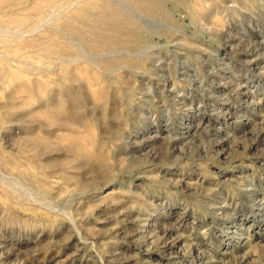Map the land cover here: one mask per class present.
<instances>
[{"label":"rangeland","instance_id":"obj_1","mask_svg":"<svg viewBox=\"0 0 264 264\" xmlns=\"http://www.w3.org/2000/svg\"><path fill=\"white\" fill-rule=\"evenodd\" d=\"M107 1L0 0V264H264V0Z\"/></svg>","mask_w":264,"mask_h":264},{"label":"bare ground","instance_id":"obj_2","mask_svg":"<svg viewBox=\"0 0 264 264\" xmlns=\"http://www.w3.org/2000/svg\"><path fill=\"white\" fill-rule=\"evenodd\" d=\"M141 4L143 3V1L145 2V0H138ZM100 2H101V6L102 7H106V8H109V9H112L113 10V14H115V15H121V11L120 10H118V8L116 9V8H114V6H117V4L116 3H113V2H110V1H107V0H100ZM98 5H100V4H98ZM120 17V16H119ZM122 17H123V19H124V21H127V22H129V23H131V24H133L134 26H136L137 28H140V29H143V30H146L145 29V25H144V21L141 19L142 17H145L146 18V16H143L142 14H139L137 17L136 16H123L122 15ZM144 19V18H143ZM7 25V24H6ZM122 53H119V52H111V53H106V54H103V55H101V56H99L98 57V59H101L102 60V63L100 64V65H98L97 64V66L99 67V68H101V66H102V64H104L103 62H104V60H106L107 58H109V57H112V56H119V55H121ZM124 54H127V55H132V54H130V53H124ZM75 60V59H74ZM86 63H89L90 64V62L89 61H86V60H84ZM91 64H93V63H91ZM116 69V68H115ZM119 69V68H118Z\"/></svg>","mask_w":264,"mask_h":264}]
</instances>
